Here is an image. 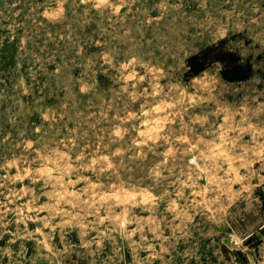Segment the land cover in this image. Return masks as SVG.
Instances as JSON below:
<instances>
[{"label": "rangeland", "instance_id": "rangeland-1", "mask_svg": "<svg viewBox=\"0 0 264 264\" xmlns=\"http://www.w3.org/2000/svg\"><path fill=\"white\" fill-rule=\"evenodd\" d=\"M0 264H264V0H0Z\"/></svg>", "mask_w": 264, "mask_h": 264}, {"label": "trees", "instance_id": "trees-1", "mask_svg": "<svg viewBox=\"0 0 264 264\" xmlns=\"http://www.w3.org/2000/svg\"><path fill=\"white\" fill-rule=\"evenodd\" d=\"M221 58H223L222 56H221ZM221 58H218V57H216V60H220ZM237 59V58H236ZM235 74H232L233 76H235V77H238V78H242V77H245V76H247V72L245 71V70H240L239 69V71L236 69L235 70V72H234ZM241 252H239V254H240Z\"/></svg>", "mask_w": 264, "mask_h": 264}]
</instances>
